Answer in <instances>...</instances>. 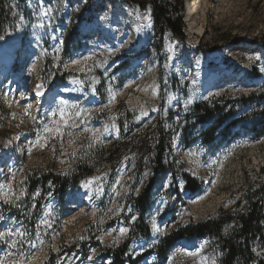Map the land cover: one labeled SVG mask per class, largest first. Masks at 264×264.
Wrapping results in <instances>:
<instances>
[{"label": "rangeland", "instance_id": "374dc122", "mask_svg": "<svg viewBox=\"0 0 264 264\" xmlns=\"http://www.w3.org/2000/svg\"><path fill=\"white\" fill-rule=\"evenodd\" d=\"M154 1L0 0L7 17L4 38L11 34L7 39L15 44L18 33L26 30L28 44L14 54L11 73L5 75L0 69V186H4L0 232L16 227L27 231L28 242L22 247L31 264H112L104 248L119 247L128 240L132 225L143 213L136 200L146 191L151 206L144 221L151 231L148 237L130 241L132 259L141 255L138 264H201L206 257L207 264H222L223 252L209 237L180 240L165 261L146 252L164 235L190 222L216 217L221 208H232L243 200L248 188L264 184V133L257 134L264 128V99L260 98L264 94V0H162L174 10L184 7L186 40L179 42L175 62L168 60L167 37L173 33L169 29L161 41L151 38L140 51L129 46L97 49L111 41L108 33L115 27L126 26L125 35H131L140 23L138 3H147L152 11ZM66 2L73 8L70 15ZM199 3L202 13L194 21L204 30L195 34L187 11L191 7L197 11ZM42 16L48 22L46 37L36 55L29 36L35 34ZM90 27L92 31L87 32ZM223 55L228 60L217 66ZM200 63L207 67L198 74ZM73 81L78 83L74 94L40 104L37 85H43L39 91L50 93ZM151 84L157 86L158 97L150 88L145 90ZM61 99L69 110L77 104L87 115L74 121L79 127L65 129L62 139L44 134L47 141L42 138L37 143L44 124L58 119L51 111ZM199 103L223 104L217 106L223 123L210 142L205 139L206 127L215 124L217 115L201 119L202 114L194 110ZM156 124L172 133L166 155L170 168L165 174H154L153 162L134 149L117 168L106 165L62 199L50 185L46 193L40 188L28 192L27 175L42 171L65 175L80 145L93 142L92 130L101 135L108 128L102 140L118 142L124 137L132 150L139 140H132L133 134ZM181 175L199 182L200 189L190 193ZM97 176L103 177L99 194L95 185L82 186ZM22 190L26 195L10 203ZM41 219L51 226L37 228ZM121 228H127V233L121 235ZM9 239L19 237L0 240V259L14 251L7 246ZM254 250L256 257L264 259L263 251Z\"/></svg>", "mask_w": 264, "mask_h": 264}, {"label": "trees", "instance_id": "16d2710c", "mask_svg": "<svg viewBox=\"0 0 264 264\" xmlns=\"http://www.w3.org/2000/svg\"><path fill=\"white\" fill-rule=\"evenodd\" d=\"M140 5L142 8L148 6L147 3L142 2ZM152 10L159 41L162 40V35L167 29L171 30L181 42L186 40L183 4L174 10L172 4L155 0L152 3ZM3 11L4 4L0 2V36L4 37L7 17ZM158 48L160 51L162 50L161 46ZM212 49L206 48L207 51ZM62 76L64 79L66 74ZM260 98L264 99V94H261ZM247 99L250 100L251 97ZM194 110L202 114L201 119L206 120L217 115L221 109L212 104L208 106L199 103L194 106ZM222 123L223 121L217 115L215 124L206 132L207 142L214 139L215 133ZM230 124L233 125L234 122ZM262 133H264V128L257 132L259 135ZM171 135V132H166L159 124H156L155 127L150 125L142 132L133 134L132 140H139L138 145L133 146L132 150L128 149L129 142L124 137L118 142L101 140L99 143H82L79 150L70 158L71 166L65 175L45 171L27 175L28 192L33 194L37 188H40L42 192L46 193L50 185L62 199L69 189L77 187L83 180L94 176L106 165L113 169L117 168L119 161L134 149H137L138 152L142 151V158L146 157L153 162V165L150 162V169L154 174H165L170 168V164L166 162V155L171 146ZM90 144L91 147H89ZM181 176L186 187L192 193H196L200 189L199 182L186 175ZM149 199L150 196L146 191L143 197L136 200L138 207L143 209V213L132 225L128 240L119 247L104 248L105 255L112 258V264L140 263L142 256L139 255L132 259L128 250L133 238L148 237L150 234V227L144 221L145 212L151 206ZM243 203L244 206L240 209ZM207 237L211 238L214 246L219 247L223 252L222 264H264V259L256 257L254 250L256 248L264 252V184L260 182L258 187L248 188L243 200L238 201L232 208H221L216 217L197 223L190 222L186 227L178 228L167 236L164 235L146 252V255L155 253L158 258L165 261L171 249L180 240Z\"/></svg>", "mask_w": 264, "mask_h": 264}, {"label": "snow or ice", "instance_id": "6c2138e0", "mask_svg": "<svg viewBox=\"0 0 264 264\" xmlns=\"http://www.w3.org/2000/svg\"><path fill=\"white\" fill-rule=\"evenodd\" d=\"M48 13L45 12L44 15H47ZM20 20H23V17H20ZM39 27H44V25L41 23L38 25ZM143 27V26H141ZM4 37L0 36V40H3ZM256 59H260L259 57H256ZM75 63V62H74ZM37 87V95H43L39 89L43 88L42 84H39L36 86ZM67 91V89H65ZM191 103V100H188L185 103V107L187 108V105ZM155 110V109H154ZM39 111V109H37ZM82 115H87L84 109L80 107V105L73 104L71 105V109L69 110L68 103L61 99L54 110L51 111V116L53 117H58V119L52 121V124L49 125L48 123H45L42 129V133L38 134L37 136V143H39L40 139H45L47 141L48 137L45 136L44 134H51L53 138H61L66 134L65 129H68L69 127H79V124H76L74 121L76 119H79ZM143 115H147V113H143ZM36 117H33L35 119ZM137 119H140V117H137ZM83 121H81L82 123ZM84 131H90L89 129L85 128ZM109 129L105 128L104 133L101 135H97L94 130H92V141L93 143H98L102 140L103 135L108 133ZM46 146V144H45ZM92 145L90 144L89 147ZM102 182H103V177H93L85 182H83L82 186L84 188H91L94 185L96 186V192L99 194L100 192L103 191L102 187ZM119 183V182H117ZM4 186H0V189H2ZM10 189L8 191H5L4 195L6 197L9 196ZM138 191V189H136ZM118 194V193H117ZM11 195L15 196V193H11ZM26 195V192L22 190L20 192L19 196H16L15 200H9L10 203L15 204L16 201L20 200L23 196ZM17 207L19 206L18 204L16 205ZM159 211V210H158ZM3 217L0 216V220H2ZM133 220L135 217L132 218ZM48 225L49 227L51 226L46 219H41L39 221V224L37 225V228ZM155 227V225H153ZM128 229L127 228H121L119 230L121 235H124L127 233ZM19 237V239H9L7 240V246L8 248L14 250V251H9L6 253V255L0 259V264H31L30 258L28 257V254L23 251V243L28 242L26 240V237L28 236V233L26 230H22L20 227L16 228H7L5 231L0 232V240H5L6 238L10 237ZM202 251V248L199 250ZM190 255H197V253H189ZM201 264H207V258L202 257L201 258Z\"/></svg>", "mask_w": 264, "mask_h": 264}, {"label": "bare ground", "instance_id": "6f19581e", "mask_svg": "<svg viewBox=\"0 0 264 264\" xmlns=\"http://www.w3.org/2000/svg\"><path fill=\"white\" fill-rule=\"evenodd\" d=\"M64 4L69 7L68 8V14L70 15L73 12L72 5L69 2H66ZM199 6H200V8H198L197 11L194 10V7H191V9H189V14L187 15V17L190 18L189 21H190V25L192 26V28H191L192 33H195V34L196 33L202 34L203 30H204L203 26H201V24L198 21H194V18L196 17V15H200L202 13L203 4L199 3ZM42 20H43L42 22H44V24H45L44 27L37 26L36 30L34 31L35 37H33L32 50L36 51V55H38V53L41 50V47H40L41 46V39L46 34L45 29H46V24L48 23L46 21L47 17H43ZM147 20H148V18L145 15H144V17H141L140 21H139L140 23L136 26L135 29H133L131 35H128V36L122 35V33H120L118 31L119 27H115L114 29H112V31L110 33H108V35L113 36V37L116 36L117 39L115 38L116 40L115 39L111 40L109 43H101V44H99L97 49H104L105 51H109L110 49L125 48L128 46L129 47L143 46L146 43L148 37L150 36L149 24L147 23ZM141 26H143V27H141ZM9 39H11V38H9ZM9 43H10V40L8 41L7 38H4V40L0 43V50L6 49L7 52L10 51V49L7 48ZM60 45H61V41H60ZM170 54H171V51H170L169 55ZM5 59H7V58H5ZM205 67H207V65H204V63H200L199 68L197 70V73L198 74L201 73V70H203ZM77 84L78 83L73 81L72 83L70 82L67 86H63L61 88H58L55 91H52L50 93H47L45 90H40L43 93V95H37L40 99V104L44 105V103L49 102L52 98L57 97V96L65 97V98L69 97V95L71 93H73L77 90V88H78ZM149 88L152 91V95L154 97L159 96V90H158L156 85L154 86V84H151V85L147 86V88H145V90H147ZM65 89H67V91H65ZM206 130H208V127H206Z\"/></svg>", "mask_w": 264, "mask_h": 264}, {"label": "water", "instance_id": "95a60500", "mask_svg": "<svg viewBox=\"0 0 264 264\" xmlns=\"http://www.w3.org/2000/svg\"><path fill=\"white\" fill-rule=\"evenodd\" d=\"M217 106L222 107L223 104H216L215 107H217Z\"/></svg>", "mask_w": 264, "mask_h": 264}]
</instances>
